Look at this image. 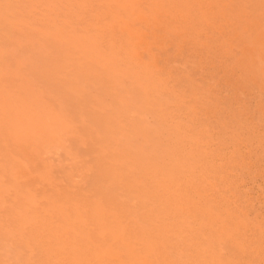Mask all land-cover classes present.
I'll list each match as a JSON object with an SVG mask.
<instances>
[{
    "label": "rangeland",
    "instance_id": "374dc122",
    "mask_svg": "<svg viewBox=\"0 0 264 264\" xmlns=\"http://www.w3.org/2000/svg\"><path fill=\"white\" fill-rule=\"evenodd\" d=\"M0 264H264V0H0Z\"/></svg>",
    "mask_w": 264,
    "mask_h": 264
},
{
    "label": "bare ground",
    "instance_id": "6f19581e",
    "mask_svg": "<svg viewBox=\"0 0 264 264\" xmlns=\"http://www.w3.org/2000/svg\"><path fill=\"white\" fill-rule=\"evenodd\" d=\"M6 247V246H5Z\"/></svg>",
    "mask_w": 264,
    "mask_h": 264
}]
</instances>
